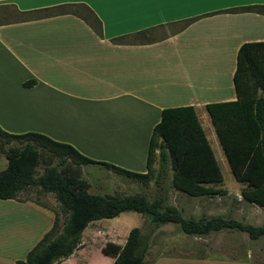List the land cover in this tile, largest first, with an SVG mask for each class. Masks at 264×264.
<instances>
[{
	"label": "crops",
	"instance_id": "crops-1",
	"mask_svg": "<svg viewBox=\"0 0 264 264\" xmlns=\"http://www.w3.org/2000/svg\"><path fill=\"white\" fill-rule=\"evenodd\" d=\"M64 5L88 7L101 21V33L72 13L30 17ZM250 5L264 0H203L132 17L112 12L100 0H0V9L12 6L24 16L0 23V128L41 133L94 161L145 173L152 131L164 109L193 106L200 122L212 123L207 105L237 99V54L245 43L264 41V15L227 10ZM145 30H152L149 41L119 40ZM29 81L35 84L25 87ZM219 146L223 150L220 141ZM222 157L228 162L224 150ZM237 182L246 201V185ZM0 204L21 213L0 229V264H16L52 228L55 211L40 199ZM80 247L63 263L75 264L77 254L86 252L77 264H89L87 249ZM105 256L113 264L115 258ZM154 264L254 263L178 257Z\"/></svg>",
	"mask_w": 264,
	"mask_h": 264
},
{
	"label": "trees",
	"instance_id": "trees-1",
	"mask_svg": "<svg viewBox=\"0 0 264 264\" xmlns=\"http://www.w3.org/2000/svg\"><path fill=\"white\" fill-rule=\"evenodd\" d=\"M48 12L32 17L72 13L82 17L96 33H101V21L84 5H64ZM227 12L264 15V5L238 7ZM193 21L183 22L180 28ZM151 31L119 40L149 41ZM233 81L237 99L209 104L207 110L233 175L246 185L243 198L264 208V41L245 43L240 47ZM34 84L35 81H29L24 86ZM0 138L5 143L18 141L23 144V147L11 148L5 155L7 167L0 170V199L19 200L21 193L38 188L42 193L53 194L61 212L68 215L62 231L56 215L52 228L26 259L18 260L16 264H64L63 261L78 250L83 232L90 224L116 218L125 212L144 215L152 226L150 234L164 225L175 224L191 236H207L226 230L247 233L253 241L264 238V225L246 224L232 217L203 216L198 220H187L175 209L166 207L162 196L150 201L143 194L103 196L90 192L91 184L83 178L81 171L82 166L88 164L104 166L144 185L155 180L159 190L171 172L173 188L191 197L221 193L223 190L211 185L224 181L223 172L193 106L162 111L161 120L152 131L145 173L94 161L72 145L37 132L10 134L0 128ZM157 159L158 167L155 166ZM41 165L43 173L36 175ZM149 239V234L133 228L123 246L109 242L103 253L115 258L113 264H146Z\"/></svg>",
	"mask_w": 264,
	"mask_h": 264
},
{
	"label": "rangeland",
	"instance_id": "rangeland-1",
	"mask_svg": "<svg viewBox=\"0 0 264 264\" xmlns=\"http://www.w3.org/2000/svg\"><path fill=\"white\" fill-rule=\"evenodd\" d=\"M12 6L0 9V23L23 18L16 13ZM34 16V15H32ZM30 15V17H32ZM204 130L211 141L219 164L224 174V181L221 184L211 185L223 190L219 194L191 197L182 192L176 191L172 186V173L168 172L159 190L155 180L147 185L130 179L124 175L113 172L104 166L89 164L81 168L82 176L91 184L90 192L97 195L129 196L143 194L150 201L164 197L165 206L175 209L187 219H200L203 216L208 218L232 217L238 221L255 226L264 225V208L249 204L241 196L242 185H239L234 178L228 162L222 157V149L219 146L218 138L210 121L201 120ZM14 147H23L18 141L5 143L0 138V170L7 167L6 153ZM223 159V160H221ZM158 167V159L155 164ZM43 173V166L37 169L36 175ZM161 193V194H160ZM38 188H31L19 195L21 200L40 199L55 216H59V230L62 231L68 215L61 212L53 194H44ZM10 212L11 214H7ZM27 215V214H25ZM21 216L19 210H14L10 205L0 204V229L6 228L14 223L15 218ZM140 228L143 233L149 234V250L146 257V264H154L160 258H182L193 261L200 257L207 260H241L254 264H264V238L253 241L247 233L239 231H221L211 233L207 236H191L184 234L180 227L175 224H168L155 230L150 234L151 224L147 218L136 212H125L113 219H104L89 225V230L81 241V249H87L89 264H109L110 257L105 256L103 248L109 243L123 246L131 229ZM5 229V227H4ZM86 252H79L75 264L84 262L82 257ZM82 264V263H81Z\"/></svg>",
	"mask_w": 264,
	"mask_h": 264
},
{
	"label": "snow or ice",
	"instance_id": "snow-or-ice-1",
	"mask_svg": "<svg viewBox=\"0 0 264 264\" xmlns=\"http://www.w3.org/2000/svg\"><path fill=\"white\" fill-rule=\"evenodd\" d=\"M202 2L203 0H100L112 12L126 17L167 13Z\"/></svg>",
	"mask_w": 264,
	"mask_h": 264
}]
</instances>
